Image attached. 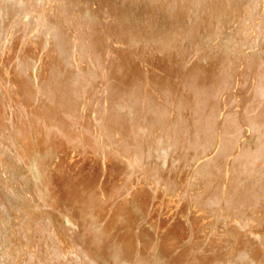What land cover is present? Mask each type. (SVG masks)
Segmentation results:
<instances>
[{
    "label": "bare ground",
    "instance_id": "bare-ground-1",
    "mask_svg": "<svg viewBox=\"0 0 264 264\" xmlns=\"http://www.w3.org/2000/svg\"><path fill=\"white\" fill-rule=\"evenodd\" d=\"M206 1H208V0H206ZM237 2H241V1L237 0ZM246 2H247V5H250L254 9L253 3H251L249 0H246ZM188 3H190V2H188V0H174L173 4L169 8H165V10H166L165 17H167V18L174 17L175 19H177L178 17L184 18L185 15L187 17L188 8H189ZM198 3L199 2H197V5H198ZM214 3H215L214 7L212 6L213 8L212 9L210 8V12L205 17V19L198 20V22L202 21V23H204L203 27L205 30H204L202 39L205 40L204 41L205 44L208 43L209 46L207 45L208 46L207 48H209V50L212 52L213 51L215 52L216 49L221 47V44H220V46L219 45L217 46L215 43L213 44L212 41H216L223 34H225L227 36L225 38L226 43L223 44V46H222L223 49L226 48L225 46H228V45L230 46V44L235 43L237 38L239 37L238 35H237L238 37L236 36L237 29H239L240 26L246 27L245 26L246 24L243 21L252 16V9L247 10L246 13H242L243 15H241L240 17L238 15L239 13H237L238 11L237 12L233 11L234 14H232V16H230L231 18L229 20H232L233 23L236 22L237 23L236 25L238 27L235 28L236 32H234V31L231 32V30L224 28V21L228 20V19H225L221 15V12L224 11V8H228V4L231 2L229 0H216V2H214ZM235 4L236 3H234V5ZM162 6L165 7L163 4H162ZM176 6H180V9L178 11L175 9ZM250 6H249V8H251ZM255 6H256V4H255ZM147 8H148V6H147ZM249 8H246V9H249ZM200 9H201V7H200ZM85 10H86V8H85ZM165 10H163V12ZM80 11L82 13V10H80ZM196 11H194V12L196 13ZM83 12H87V11L83 10ZM90 12H92V11L90 10ZM224 12H226V11H224ZM92 13H94V12H92ZM45 15H47L46 18H48V16H51V14H49V13H45ZM97 15H99V14H97ZM83 16H85V15H83ZM89 16L91 17V15H89ZM89 16H88V18H89ZM195 16L198 18V14ZM99 17L102 18L103 16L99 15ZM49 18H51V17H49ZM226 18H228V17H226ZM119 19L123 20L122 14H121ZM229 20H228V22H229ZM51 21H54L55 26H56V24H58L57 20L52 19ZM262 22L264 23V20H262L261 22L260 21L257 22L258 23V29H259L258 31H260V37L261 38L264 37V32H263L264 29L262 30V28L260 26L262 24ZM190 23L188 22V25ZM243 23L245 25H242ZM50 24H51V22H49V24H47V25L50 26ZM179 24H181V23H179ZM191 25H192V23H191ZM164 26H165V24H164ZM197 26H198V24H197ZM214 26H216L218 28L216 33L214 32V30L211 31L212 27H214ZM147 28L148 27H143V28L138 27L137 28V24H136L134 26V29H131L134 31V32L132 31V33H130L128 30H126V27L122 28V33H120V34L118 33L119 31L118 32L116 31L114 33V38L115 39L119 38L118 41H120V43L122 45L121 47L107 46V47H105V49H101V48L89 49V48L85 47L84 49H82L84 51V55L86 54L88 57H90L92 62L95 64H93V67L90 66L87 69H83V70L82 69L79 70V68H80L79 67L78 71L75 68V66H74V68L76 70L74 68H73L74 70L72 69L74 63H72V62L70 63V66L72 64L71 68H69L70 66L66 67V64L69 63L68 62L69 60H66L67 63H65V59H67L66 57L70 58L74 54L72 52V48H71L72 37L69 36V33H65L64 31L62 32V30H60V31L56 30L55 35L58 38V42L56 43L57 46L56 47L55 46L50 47L47 50V52L44 54L43 59H41L39 61L36 59H30V58L28 59V56L26 55L27 53H25V55H23V56H20V61H19L18 65L14 67L15 69L13 71H12V69H10L7 85H5V86L2 85L3 87L1 86L2 89L5 91V93H2L3 91L1 92V90H0V152H3V154H5V153L9 154L10 152H12V148H13L12 146H14V148H16V151L14 152V154H12V157H13L14 161H17V163L22 168H24L26 170V172L29 176V179H30L29 183L32 184L31 187H33V186L35 187V188H33L34 192H32V193H34L35 197L38 199L39 203L37 206H38V208L41 209V211H37V209L35 207L34 209H36V210L34 211L32 208H30V211L28 213V221L27 220L22 221L19 219H16V220L13 219V221H12L11 220L12 215L10 217L6 215L7 213H8V215H9V213L11 214V212L10 211L7 212V210H6L7 213H5V215L0 216V228L1 227L4 228L3 238L1 241L2 244L9 246L10 242L16 240V238H19L18 236L23 235V234L26 236V234H27L26 232L32 231V230H30L32 228V226H31L32 221L36 222L35 220L39 218L38 216H42L45 218V213H46L45 211L48 212V210H49V212L51 214V219H50V217H48L47 220H46V218L45 219L42 218V220L45 223V224L43 223V225H45L47 227L46 229L48 232L46 231L44 226H43L44 231L42 230L43 228L41 229L43 232H41V231L39 232L36 229L38 234H40V235H42V233L46 234V237L45 236L43 237L44 242L43 241L37 242V243H35L34 246L32 244L31 250H26V251H28L27 253H29V254H26L25 260H23L25 262V264H241L240 259L243 256L242 253H246L245 257H248V261L246 263L243 262L246 259L244 257L245 259L242 261L244 264H264V205L261 206L260 208H253V206H252L253 204H251V202L246 204L248 201L246 202V192H244V188L246 186H250L253 182H252L251 178L249 177L250 175L246 171L247 167H246V164L243 162V160H242V162L244 163V166H242L241 162L235 163L236 156H228L231 149H233L236 146L235 141L238 140V138L236 139L235 137L238 135H236L235 137L233 136L234 138L232 137L234 139V142H235L233 144L234 145L233 146L231 142H229V144L220 142V140L223 141V140H226L227 138L226 139L223 138V140H222L221 139L222 136H221V138L218 136V130H215L217 128L219 129V127L221 128V126H224L222 124L226 121V119H224L225 114H224V116H222L225 121L222 122V119L220 117V119H221L220 123H222V124H221V126L219 125L218 127L216 124L217 122L215 120H214V122H216V123L211 124V126H210L208 120H211V119L206 118L207 119L206 123L209 124L208 125L209 127H212V125L213 126L216 125L215 126L216 128L214 127L215 129H212L210 132H208L209 127H207V132H203L204 136L206 135L205 139L209 135V139L211 140L210 142L215 143V144H213V147H212L213 151L211 153L209 152L206 155V157H204L203 159L200 158L202 162H200L201 163L200 165L199 164L197 165L199 167V173L198 174L195 173L197 175L196 177H198V180L194 181V179L188 178V179L183 181L180 178L184 182V183H181L180 186L176 185V182H173L171 180V177H169L173 173L172 172L171 174H169V172L171 171L170 170L171 165H172L173 161H175L174 159L176 157H178V156L174 157L175 150L176 151L178 150V149L174 150L175 146H173V144H172V142L175 143L174 142L175 140L172 139L173 141L170 142V140L172 138L171 133L174 131L173 127L176 128V126H175L176 124L173 123V119L176 116H174V114L168 116L165 119V122L163 124V129H162V126H161V128H159V125L164 120L161 122H159V120L158 121L153 120V114L152 113H151L152 115L150 113H147L145 120H143L145 117V114H142L144 117H141L140 116L141 114L137 115L139 113L138 111L141 110L139 108H138L139 110H136V107H135L136 101L134 102V100L136 99L135 94H138L137 93L138 91H136V89H137L136 85H138V84L134 83V81H135L134 79H136L138 81V79H137L138 76H137V78H135L136 77L135 73H137L136 69L138 67H140L142 69V72L144 74L143 79L141 76H139V77H141L142 82H143V87H142L143 92L139 93L142 96V97L139 96V98L141 99V102H142V108H144V106H145V96H146L148 88H149L147 80H146V78H147L146 77L147 67L145 65H143L139 61V58H138L139 57L138 54H139L141 48L144 47V45H150L151 46L150 49H153V51H154V49L159 50L160 48H162V49L168 48V49H170L169 50L170 52L172 51L177 56H179V57L182 56V58H183L184 55L188 56L189 52H190V54L193 55L191 50L196 49L199 45L197 43L194 45H187L186 44L187 42L185 43V41L182 40L183 38L176 40L177 36H178V38H180L182 36V32H184L185 29L180 28L176 32L174 27L173 28L171 27L172 29L170 31H168V32L166 31V36H164V34H163L165 32V31H163V29H157V30L154 29L155 31H153L151 34V36L153 37V42H151L152 40H150V36L148 35V29ZM190 29H189V31H190ZM193 34L198 35L199 31L198 30H195V31L192 30V32H190V35H193ZM132 35L133 36L135 35V37H133ZM254 36H256V33L254 34ZM256 37H258V36H256ZM188 39L190 41V38H188ZM240 39H239V42H240ZM115 42H117V40ZM149 42H151V43H149ZM202 42H203V40H202ZM210 42H212V45H210ZM217 43H219V42H217ZM254 43H256V42H254ZM260 43H261V41H260ZM116 44H118V42L115 43V45ZM246 45H248V44L246 43ZM255 45H253V46H255ZM263 45H264V43H263ZM185 46H186V48H185ZM248 47L249 46H247V48ZM234 49H235V47H234ZM234 49H233V51H234ZM156 50H155V52H156ZM199 50L201 51V49H199ZM205 50H206V48H205ZM207 50L203 53L201 52V54H200V52H199V54L197 53V56L200 59L201 58L208 59L209 57H211V55L214 52L210 54L209 51H207ZM231 50H232V48H231ZM196 51H198V50H196ZM203 51H204V48H203ZM218 51H219V53L221 52V54H222L221 50H218ZM233 51H231V52H233ZM193 52H194V50H193ZM165 53H167V52H165ZM228 53H227V55H228ZM236 53L238 54V52H236ZM236 53L234 56H236ZM168 54H169V52H168ZM168 54H166V55H168ZM225 54L226 53L223 52V55H225ZM152 55H154V54H152ZM166 55H164V57ZM217 55H218V53H217ZM230 55L232 56V53ZM251 55H253V54H251ZM231 56H227V57H230V59H231ZM241 56H240V58H241ZM248 56H243V57L248 58ZM150 57L152 58V56H150ZM158 57H160V56H158ZM168 57H170V56L168 55ZM222 57H224V56H222ZM237 57H239V56H237ZM188 58L191 61V59H190L191 57H188ZM188 58H186V59H188ZM225 58H226V56H225ZM225 58L220 59V60H224ZM152 59H154V57ZM186 59H185V61H186ZM206 59L204 60L205 62H206ZM217 59H218V57H217ZM230 59H228V60H230ZM232 59H231V62L233 63V60L237 59V58L235 57L233 60ZM148 60H149V58H148ZM166 60L170 61L169 58ZM238 60H236V62H238ZM249 60H251V59H249ZM161 61H163V60H161ZM199 61L201 62V60H199ZM214 61H215V59H214ZM241 61H243V59ZM156 62H158V61H156ZM221 62L218 65H221L223 63V62L222 63ZM236 62H234L235 65H236ZM185 63H188V62L186 61ZM195 63H196V61H195ZM226 64H227V62H226ZM178 65H180V64H178ZM188 65L193 66V64H191V63ZM211 65H212V63H211ZM230 65L232 66V64H230ZM237 65H236V68L239 67V66L237 67ZM76 66H77V64H76ZM184 66H185V64H184ZM199 66L204 67L203 63ZM221 66L225 67V64L221 65ZM226 66L229 69V67H228L229 63ZM164 67H166V66H164ZM179 67L182 68L181 66H179ZM211 67H213V66H211ZM176 68H177V66H176ZM221 68L219 67V69H221ZM233 68H235V67L233 66ZM194 69L195 70L197 69V71H198V68H194ZM199 69H200V67H199ZM204 69H205V67H204ZM204 69H203V71H204ZM156 70L157 69H155V71ZM189 70H190V68H189ZM232 70H236V69H232ZM242 70H243V68H242ZM186 71H188V70H186ZM209 71H210V68H209ZM240 71H241V69H240ZM179 72H181V71H179ZM201 72H202V70H201ZM223 72L221 75H223V78H225V75H228V74H225L227 72V70L225 71V73H223ZM231 72H233V71H231ZM235 73H236V71L234 72V74ZM137 74H139V73H137ZM182 74H183V71H182ZM187 74H186V76H189ZM189 74L191 75V72ZM216 74L217 73H215L214 75H216ZM230 74L231 73H229V75ZM237 74H235V75L237 76ZM242 74L243 73L241 72V75ZM201 75L202 74H198V77ZM241 75L239 77L243 78V76H241ZM257 75H259V74H257ZM195 76H197V75H195ZM210 76H212V74H210ZM210 76L208 78H210ZM244 76H246V75L244 74ZM248 76H250V75H248ZM149 77H150V75H149ZM168 77H171V76H168ZM191 77H192V75H191ZM239 77H237V78L239 79ZM152 78H154V77L152 76L151 79ZM203 78H204V76H203ZM181 79H183V78H181ZM215 79H217V77ZM215 79L213 82L218 80V79L217 80H215ZM226 79H227V77H226ZM247 79L248 78L246 77V80ZM262 79L263 78H261V80ZM177 80H178V78H177ZM201 80H202V78H201ZM246 80L244 82L247 83V81H249V80H247V81ZM197 81H200V80H197ZM258 81L256 82V84L260 82V81L259 82ZM170 82H172V81H169V83ZM186 82H188V81H186ZM226 82L227 81H225V83ZM71 83L73 85L75 84V86H72ZM158 83H161V82L157 81V84ZM189 83H190V81H189ZM208 83H209V81L206 84H208ZM215 83L219 84V82H215ZM241 83H242V81H241ZM214 84L213 85L211 84V85L214 86ZM222 84H223V82H222ZM178 85L182 86L180 84H178ZM192 85H194V84H192ZM219 85H221V83ZM248 85H250V84H248ZM71 86L76 87L75 88V90L77 89L76 93H75L76 96H79L78 97L79 99L83 98V103H82V101H80L82 105L78 104V102H77L78 98L75 97V94L73 97H75L77 100L76 101L74 100L73 104L70 100V103H69L68 100L72 97V96L68 97V95H71L70 94L71 93L70 92ZM205 86L206 85L204 83V87ZM230 86H231V84H230ZM172 87H174V86H172ZM193 87L197 88V86H193ZM238 87H239V85H238ZM246 87H248V86H246ZM208 88H207V91L210 90ZM224 88H227V86L223 87L222 89H224ZM250 88H252V86H250ZM253 88H254V86H253ZM257 88L259 89V87H257ZM257 88H254V89H257ZM181 89L183 90V86H182V88H180V90ZM187 89H188V87H187ZM198 89H200V86L198 87ZM204 89H203V91H204ZM90 90L93 91V93L91 92L89 95L88 92H90ZM190 90H189V92H190ZM200 90H202V89H200ZM200 90H198V91H200ZM216 90H214V88H213L214 92ZM221 90L219 91V88H218L217 91L221 92ZM241 90L243 92L244 89L241 88ZM94 91L95 92L98 91L96 93V96H95L96 99H92ZM172 91H173V89H172ZM177 91H179V90H177ZM213 91H211V92H213ZM244 91L246 92V90H244ZM73 92H75V91H73ZM168 92H170V90ZM185 92H184L183 96H186ZM245 92H243V93L245 94ZM247 92H248V90H247ZM253 92H257V91H253ZM151 93H153V92H151ZM179 93L181 95L180 91H179ZM190 93L192 94V92H190ZM239 93H240V91H239ZM182 94H183V91H182ZM194 94H195V92H194ZM219 94H221V93H219ZM249 94H251V92ZM159 95H161V93ZM180 95H179V98H180ZM196 95L198 96V93ZM200 95H202V93H200ZM208 95H209V92L207 93V95H204V96L209 97L211 94L209 96ZM229 95H230V93H229ZM256 95H257V93H256ZM259 95H261V97H262V94H259ZM158 97H160V96H158ZM214 97H216L215 94L213 95L212 99H215V101L217 102L219 99H216ZM245 97L243 95L244 99H245ZM263 97H264V95H263ZM67 98H68V100H66ZM162 98H163V96H161V99ZM194 98H193L192 102L194 101ZM196 98H198V97H196ZM222 98H223V96H222ZM235 98H237V97H235ZM250 98H249V100H250ZM190 100H191V97H190L189 101ZM233 100H234V98H233ZM247 100L248 99L246 98L245 101L247 102ZM157 101H159V100H157ZM176 101H179V100H176ZM199 101H200V99H199ZM206 101H208V100H206ZM215 101L213 103H215ZM226 101H224V103ZM257 101H259V100H257ZM257 101H254V102L257 103ZM5 102H9L12 106L16 105L19 108L18 110L22 113L23 116L22 117L20 116V118H19V116H18L19 114L16 113V116L8 117L7 114H4V111L6 110V108H4V106L1 103H5ZM75 102L77 103L76 106L74 105ZM221 102H223V100ZM262 102H263V100H262ZM200 103L201 104H199V102H198L199 106L202 105V102H200ZM213 103H212V108H214ZM251 103H253V102H251ZM260 103L261 102L259 101V104ZM134 104H135V106H134ZM182 104H185V103H182ZM204 104L206 105V103H204ZM204 104H203V106H204ZM245 104H243L244 107H245ZM165 105H166V103H165ZM176 105H177V103H176ZM209 105L211 106V104H209ZM221 105H222V103H221ZM257 105L258 104H256V106ZM203 106H200V108H202ZM223 106L224 105H222L221 107H223ZM238 106H240V105L238 104ZM179 107H177L178 111H177V108L175 109L177 112H179V109H181ZM221 107L216 106V108H221ZM257 107L260 108L261 106L259 107V105H258ZM165 108H166V106H165ZM174 108H175V106H174ZM207 108H209V106ZM242 108H241V110H242ZM188 109L190 110V107ZM193 109H194V107H193ZM233 109H239V108H233ZM155 110H157V109L155 108ZM215 110H217V109H215ZM220 110H217V111L219 112ZM244 110H245V108H244ZM206 111H209V109ZM229 111H227V112H229ZM26 112H27V114L31 115V117H28L29 118L28 123H32V125H33V128L30 130H29L28 126L26 127V124H24L25 119H26V117L24 118V115ZM89 112L90 113L92 112L90 114L91 116L93 114V116L91 118L92 120H89V117H88ZM128 112H130V115H127ZM170 112H171V110H170ZM177 112H176V114H177ZM187 112H189V111L187 110ZM193 112H194V110H193ZM230 112H232V114H230V115H234V114H235V116L238 115L237 112L234 113L233 110ZM246 112L248 114V111H246ZM246 112H245V114L240 113V115H244L246 117ZM258 112H260V111L258 110ZM182 113H184V112H182ZM185 113H184V115H185ZM215 113H216V115H218L217 112H215ZM148 114L150 116H148ZM200 114H201V112H200ZM202 114H203V111H202ZM202 114L200 115L201 119L202 118L204 119V117H207L206 116L207 113L205 114V116L203 115V117H202ZM156 115H157V113H156ZM222 115H223V113H222ZM230 115H228V121H229V117H231ZM197 116H199V113L197 114ZM214 116H215V114H214ZM252 116H251V118H252ZM125 117L127 118L126 122H128V120H131V125H132L131 129H128L129 126H127V123H123V122H125L124 121ZM128 117H129V119H128ZM164 117H165V115H164ZM192 117H194V116H192ZM192 117L187 114L183 118L184 123H185V125H184L185 127H186V125L188 126V128H192V127L196 126V123L198 120L197 121L195 120L196 123H195V125L193 124L194 126L189 127L190 124H192ZM245 117H243L244 118L243 120H245ZM239 118H241V117H239ZM198 119H200V118H198ZM218 119H219V115H218ZM236 119H237V121L239 120L238 117ZM151 120H153V121H151ZM235 120H232V121L237 122ZM243 120L240 119V122L238 121L237 124L239 123V124H241L242 127L247 128L246 129L247 133H245V134H248V137H250V138L254 137V135H255L254 133H257V132H255V130H254V133H253V129L251 127L256 125V123L254 125H250L251 127L249 129V127L247 126V124H249V122L246 124L243 122L244 123L243 124L242 123ZM253 120L254 119L252 118L251 121L253 122ZM175 121H176V119L174 120V122ZM232 121H230V123ZM257 121H258V119H257ZM263 121H264V119L262 120V123H263ZM71 122H75V124L74 123L72 124ZM234 122H232V123H234ZM179 123H181V122H179ZM179 123H178V125H179ZM198 123H200V122H198ZM201 123L203 124V122H201ZM210 123H211V121H210ZM258 124H260V122ZM199 125H198V128H199ZM232 125L230 124L231 127H232ZM230 126H229V129H227V130L231 129ZM93 127L98 128L97 131H99L100 135L98 132L93 133L94 132L93 130H95ZM233 127L235 128V126H233ZM237 127H238V125H237ZM260 127H258V129ZM92 128H93V130H92ZM180 128H181V126H180ZM160 129H162V130H160ZM201 129L203 131V127ZM236 129H234V130H236ZM238 129H240V128L238 127ZM191 130H190V132H191ZM220 130H223V129H220ZM28 131H30V132H28ZM78 131H80L79 134H78ZM183 131L182 132L180 131L181 135H182ZM186 131H188V130H186ZM230 131H233V130H230ZM177 132H179V131H177ZM222 132H224V130ZM187 133L185 132V134H187ZM194 133L199 134L197 131ZM194 133L192 131V135L195 137ZM207 133H209V134H207ZM226 133H228V131ZM231 133L232 132H230V134ZM234 133L237 134V130H236V132L234 131ZM189 134H191V133H189ZM172 135L174 138V134H172ZM199 135H197V136H199ZM221 135H223V133ZM227 135L228 134H226L225 136L227 137ZM231 135H233V133ZM258 135L259 134H257V136ZM78 136H80V137H78ZM181 137L179 136V138H181ZM201 137L203 138V140L202 141L200 140V141H201V143H203L204 137L200 136V138ZM239 137L244 138L243 136H241V134ZM259 137H257V138H259ZM263 137H264V135H263ZM263 137L261 136V139ZM193 138H192V140H195ZM261 139H259V141ZM228 140H229V138H228ZM250 140L253 141V139H250ZM97 141H99V142L97 143ZM177 141L179 142V140H177ZM182 141H183V139H182ZM197 141H199V139L196 140L195 143H197ZM200 141H199V143H200ZM205 141H207V140H205ZM240 141H241V139H240ZM262 141L263 140H261L260 142H262ZM185 142H187V141H185ZM260 142L257 143V145L261 144ZM180 143H178L176 145H179ZM220 143H222L223 146H221ZM244 143L246 144V142H244ZM253 143H256V142L253 141ZM183 144L184 143L182 142V145ZM203 144H205V146H206V143H203ZM99 146L101 148H99ZM161 146H163L164 151L162 149L163 153L159 154L160 151L158 152V150H160ZM183 146H185V145H183ZM183 146H182V148H183ZM200 146H202V144H200ZM211 146H212V144H211ZM239 146L240 145H238V149H239ZM249 146H251V145H249ZM249 146L247 144V147H249ZM255 146H256V144H255ZM219 147H221L220 150L218 149ZM240 147L243 148L242 146H240ZM252 147L253 146H251V148ZM261 147H258V148L256 147V148L259 149ZM190 148H191V150H193V147H189V149ZM201 148L202 147H200V149ZM206 148H208V145L206 146ZM251 148H250V150H251ZM99 149H101V151H102L101 153H99V151H100ZM171 149H172V151H171ZM204 149H205V147H204ZM183 150H185V149H183ZM188 150H187V152H188ZM194 150H195V148H194ZM218 150H219V152L217 153L216 151H218ZM259 150H260L259 152L262 151V149H259ZM23 151L28 152V155L26 157L23 156V153H22ZM146 151L147 152L149 151V154L147 153L149 156L146 155ZM156 151L158 152V154L156 153ZM181 151H180V153L182 155L183 151L182 152ZM234 151H236V150H234ZM194 152H193V154H194ZM204 152H205V150H204ZM204 152L202 153L203 155H204ZM239 152H238V154H240ZM263 152H264V150H263ZM200 153H201V151H200ZM214 153L216 154L215 156H213ZM232 153H235V152H232ZM185 154H187V153H185ZM191 154L189 156H191ZM193 154H192V157L194 156ZM218 154L219 155L222 154V156L219 157ZM246 154H247V152H246ZM248 154H250V153H248ZM258 154L259 153L257 152V155ZM196 155H197V153H196ZM247 155L246 156L242 155V156L247 157ZM250 155H252V154H250ZM257 155L255 154V156H257ZM146 156L153 158L151 161H148V162L149 163L152 162V166H151L152 170L150 169V172H154L155 174L148 173L149 171L147 172L144 169L145 166H143V169H142V166H141V168L139 167L140 161L142 162V164H144L143 159ZM189 156L186 157V159L191 158ZM249 156H248V158H249ZM260 156H262V153ZM182 157L184 160L185 156L182 155ZM196 157H198V156H195L194 158H196ZM194 158H192L193 161L196 160V159L194 160ZM248 158H246V160H248ZM260 158H262V160L264 159L263 157H260ZM260 158H256V159L260 160ZM0 159H1V156H0ZM176 160H179V159H176ZM199 160H196V161H199ZM237 160H240V159H237ZM249 160L254 161L256 163L255 159L252 160V158H249ZM145 161L147 162L146 159H145ZM0 162H1V160H0ZM134 162H135V164L139 163V165L137 166V164H136V167L135 168L133 167L131 169V167H132L131 165L132 164L134 165ZM125 163L130 164L129 165V166H131L130 169L127 170ZM185 163H188L187 160ZM247 163L249 164V161ZM252 163L253 162H251L250 166L252 165ZM1 164H3V163H1ZM180 165H182V164H180ZM191 165H192V162H191ZM253 165H256V164H253ZM183 166H184V164H183ZM188 166H189V164H188ZM219 166L225 167L226 172L221 173V170L223 167L220 168ZM147 167H150V166H147ZM173 167H174V165H173ZM180 167H182V166H179V168ZM191 167H193V166H190V168ZM217 168H219L220 172L218 171L219 172L218 175H215ZM252 168H254V166ZM173 170L175 171V168ZM188 170H189V168H188ZM196 170H197V168H196ZM140 171H142L141 175L138 174ZM179 171L181 172V170H179ZM187 171L185 173H187ZM191 171H190V173H191ZM243 171H244V173L240 174ZM225 174H227V176H228L227 177L228 183L227 182L225 183L227 186L223 185L225 179L224 178H223V180L221 179V176H224ZM173 175H174V173H173ZM180 175L178 173V176H180ZM186 176L187 175L185 174V177ZM188 176H189V173H188ZM175 177L173 178V180H175ZM179 180H175V181H179ZM220 181L223 182L222 185L225 188L219 187L218 184L220 183ZM222 185H220V186H222ZM26 186H28V185H26ZM156 189H157V191H156ZM159 190L160 191L162 190L163 192H166V193H168L169 196H171L170 202L172 201V199H174L173 203L175 204V206H174V204H173V206L176 209L175 211L177 212V213L176 212H174V213H176L177 216L180 215L179 217H181V218L178 217V221L175 223L170 221L171 223H174V225H172L171 227L166 226L168 228V230L166 228L167 232L163 233V235L161 232V227H163L162 225H164V229H165V225H168L167 223L169 221H167V220H166L167 222L164 221L165 217L163 218V215L161 213L162 210L161 211L158 210L159 208L157 209L156 206L153 205V199L155 198V193L156 192L158 193ZM230 191H232V192H230ZM233 192H234V196H233ZM226 193H228L230 195L232 194L231 196H233V197L229 196V198H227V196L225 195ZM158 195L160 196L159 193H158ZM168 195H165V196H168ZM169 196H168V198H169ZM187 196H188V199L186 198ZM6 198L7 199H4V200H6L7 202L8 201L13 202V200L16 197L14 195L13 196L7 195ZM159 199L160 198H157L156 200H159ZM162 200H163V198H162ZM164 200L166 202V198ZM57 201H60V203L62 205L61 207H63V209L65 210V212L68 216L65 215V217H63V216L61 217V215H59V214H62L61 213L62 210L58 211V213H57V209L59 210V208H61V207H59V208L57 207L59 205L57 203ZM24 202L26 203L25 200H24ZM155 202L157 204L159 203L157 201H155ZM160 202H161V204L160 203L159 204L161 206L163 204H165V203H162V201H160ZM167 202L170 203L169 201H167ZM2 203L4 204L3 201H2ZM13 205H15V202L13 203ZM5 206H8V205H5ZM10 206H9V208H11ZM1 207H2V205H1ZM157 207H159V205ZM4 208H6V207L3 206L2 210ZM51 209H52V211H51ZM162 209H163V207H162ZM167 209H169V208L167 207ZM173 209L170 208V210H172V211H173ZM164 210H165V208H164ZM167 211L168 210H166L165 212H167ZM43 212H44V215H43ZM168 215H169V213H168ZM170 215H171V213H170ZM177 216H176V218H177ZM221 216H222V218H221ZM171 218L172 217L170 216V219L168 218V220H172ZM176 218H175V221L177 220ZM214 220L215 221L218 220V221L215 222ZM243 227H244V229H243ZM24 231L26 234L24 233ZM23 238H25V237H23ZM26 239H27V236H26ZM28 239H29V237H28ZM25 240H24V242H25ZM26 241H28V240H26ZM34 241H35V239H34ZM14 242H19V241L17 240ZM21 242H19V243H21ZM22 244H26V242L22 243ZM27 244L29 245V243H27ZM20 247H22V246H20ZM27 247H23V248H27ZM6 248H8V247H5V249ZM13 250H14V247H13ZM11 251H12V249H11ZM15 251H17V250L15 249ZM15 251H14V253H16ZM21 255H23V254H21ZM10 256L12 257L11 259H13L12 261L14 262V263L11 262L12 264H18L19 263V260H17V259L15 260V257H16L15 254H13V255L10 254ZM16 258H20V257H16ZM7 262L9 263V261H7Z\"/></svg>",
    "mask_w": 264,
    "mask_h": 264
},
{
    "label": "rangeland",
    "instance_id": "rangeland-1",
    "mask_svg": "<svg viewBox=\"0 0 264 264\" xmlns=\"http://www.w3.org/2000/svg\"><path fill=\"white\" fill-rule=\"evenodd\" d=\"M173 1L174 0H0V90H1V92L2 93H5V91L2 89V87L3 86H5V85H7V81H8V78H9V72H10V69H12V71L15 69L14 67L15 66H17L18 65V63H19V61H20V56H23V55H25V53H27L26 55L28 56V59L30 58V59H36V60H41V59H43V56H44V54L47 52V50L50 48V47H52V46H57V42H58V38L56 37V35H55V32H56V30L57 31H60V30H62V32L64 31L65 33H69V36H71L72 37V41H71V48H72V52L74 53L73 54V56L72 57H66L67 59H65V63H67L66 62V60H69L68 62V64H66V67L67 66H70V63L72 62V63H74L73 64V67H72V64H71V66L69 67V68H71L72 67V69L74 68V66H75V68L77 69V71H78V68H79V70H83V69H87L88 67H93V64H95V63H93L92 62V60L90 59V57H88L86 54V56L84 55V51L82 50V49H84L85 47H87V48H89V49H91V48H101V49H105V47H107V46H111V47H113V46H117V47H121L122 45H121V43H120V41H118L119 40V38H117V39H115L114 38V33L117 31H119L118 33L120 34V33H122V28H125L126 27V30H128L130 33H132V31L133 30H131V29H134V26L137 24V28L138 27H140V28H143V27H148L147 29H148V35L150 36V40H152L151 42H153V37L151 36V34H152V32L153 31H155L154 29H163V31H165L163 34H164V36H166V31L168 32V31H170L173 27H174V29L176 30V32L178 31V29H180V28H183V29H185L184 30V32H182V36L180 37V38H178V36L176 37V40H178V39H181V38H183L182 40H184L185 41V43L187 44V45H194V44H199L198 45V49L196 48V49H193L194 50V52H193V50H191V52L193 53V55L192 54H190V52L188 53L189 55L187 56V55H184L183 56V58H182V56L181 57H179V56H177L176 54H174L172 51L170 52L169 50L170 49H168V48H164V49H162V48H160L159 50L161 51H159V50H156V49H154V51H153V49H150L151 48V46L150 45H144V47H142L141 48V50H140V52H139V54H138V58H139V61L143 64V65H145L146 67H147V74H146V80H147V83H148V86H149V88H148V91H147V94H146V96H145V106H144V108H142V102H141V99L139 98V96H141V94H139L140 92H143V82H142V79H143V72H142V69L140 68V67H138L137 69H136V72L137 73H139V74H137V73H135V78H137V76H138V81L136 80V79H134L135 81H134V83H136V84H138V85H136V91H138L137 93L138 94H135L136 96V99L134 100V102L136 101V106H135V104H134V106L136 107V110H139V109H141L140 111H136L138 114L137 115H140L141 117H144L142 114H145V117H144V119L143 120H145V118H146V115H147V113H152L153 114V120H159V122H161V121H163V122H161V124L159 125V128H161V126H162V129H163V124H164V122H165V119L168 117V116H170V115H172V114H174V116H176V117H174V119H173V123L174 124H176L175 126H176V128L175 127H173L174 128V133L172 132L171 133V136H172V138H171V140H170V142H172L173 140L172 139H174L175 141V143H173L172 142V144H173V146H175L174 147V150L175 149H178L177 151L175 150V152H174V157H176V156H178V157H176L174 160L177 162H175V161H173V163H172V165H171V168L173 167V165H174V167L171 169L170 168V172H169V174H171L172 172L174 173V175H173V173L171 174V176H169V177H171V180L173 181V182H176V185H178V186H180V184L181 183H184L183 181L184 180H186V179H188V178H191V179H194V181H196V180H198V177H196L197 175L196 174H198L199 173V167L197 166L198 164L200 165L201 163L200 162H202L201 161V159H203L204 157H206V155L210 152H212L213 151V149H212V147H213V144H215L214 142H210L211 140L209 139V135L206 137V139H205V136H204V133L203 132H207V127H209L208 125L210 124V126H211V124H215L216 122V124H217V127L220 125L221 126V124L222 123H220L221 122V119H222V122H224L225 120L224 119H226V121L222 124V125H224V126H221V128L219 127V129L217 128V129H215L216 127V125H212V127H209V129H208V132H210L212 129H215V130H218V136L221 138V136H222V140H223V138H227L226 140L228 141H226V140H223V141H221L220 140V142H223V143H226V144H229V142H231L232 143V145L236 142V148L234 147L233 149H231V151L229 152V154H228V156H236V158L237 159H240V160H237L236 158H235V163H239V162H241V164H242V166H244V163L246 164V167H247V172H248V174L250 175L249 177L251 178V180H252V184L250 185V186H246L245 188H244V192H246V204H248L249 202H251V204H253L252 206H253V208H260L261 206H263L264 205V159L262 160V158H260V157H263L264 158V152H263V150H264V137H263V135H264V121H263V123H262V120L264 119V97H263V95H264V45H263V43H264V37H260V31H258L259 29H258V23L257 22H261L262 20H264V0H249L251 3H253V7H254V9L250 6V5H247V2H246V0H238V1H241V2H237V0H229L231 3H229L228 4V8H224V11H226V12H221V15H222V17H224L225 19H230L231 17L230 16H232V14H234L233 13V11H235V12H237V13H239L238 15H239V17L241 16V15H243L242 13H246L247 12V10H250V9H252V16L250 17V18H247V19H245L243 22L246 24H242V25H245L246 27H244V26H240L239 27V29H237V34H236V36L240 39V42H239V39L237 38V40H236V42L235 43H233V44H230V46L228 45V46H225L226 48H224L223 49V44H225L226 43V35L225 34H223V35H221L220 36V38H218L216 41L217 42H219V43H217L216 41H212L213 42V44L215 43L217 46L219 45L220 46V44H221V47H219L218 49H216L215 50V52L213 53L212 51H210L209 50V48H207L209 45H208V43L207 44H205V40L204 39H202L203 38V33H204V27H203V25H204V23H202V21H199L198 22V20H201V19H205V17L209 14V12H210V8L212 9L213 7H214V5H215V3L214 2H216V0H208V1H206V0H188V2H190V3H188V5H189V8H188V13H187V17H186V15L184 16V18L183 17H178L177 19H175L174 17H169V18H167V17H165V14H166V10H165V8H169L172 4H173ZM195 3H194V2ZM206 1V2H205ZM235 1V2H234ZM150 2V3H149ZM197 2H199L198 3V5H197ZM204 2V3H203ZM257 2V3H256ZM158 3V4H157ZM192 3V4H191ZM206 3V4H205ZM234 3H236L235 5H234ZM157 4V5H156ZM162 4L165 6V7H163L162 6ZM209 4V5H208ZM255 4H256V6H255ZM260 4V5H259ZM200 5V6H199ZM202 5V6H201ZM207 5V6H206ZM230 5V6H229ZM86 8V10H85V8ZM147 6H148V8H147ZM152 6V7H151ZM192 6V7H191ZM213 6V7H212ZM249 6L251 7V8H249ZM145 7V8H144ZM198 7V8H197ZM200 7H201V9H200ZM203 7V8H202ZM238 7V8H237ZM241 7V8H240ZM246 8H249V9H246ZM262 8V9H261ZM158 9V10H157ZM165 10L164 12H163V10ZM177 11L180 9V6H176V8H175ZM195 9V10H194ZM199 9V10H198ZM231 9V10H230ZM237 9V10H236ZM80 10H82V13H81V11ZM83 10L84 11H87V12H83ZM90 10L92 11V12H94V13H92V12H90ZM193 10V11H192ZM197 10V11H196ZM229 10V11H228ZM105 11V12H104ZM157 11V12H156ZM194 11H196V13L194 12ZM90 12V13H89ZM45 13H49V14H51V16H48V18L49 17H51V18H46L47 17V15H45ZM88 13V14H87ZM92 13V14H91ZM190 13V14H189ZM193 13V14H192ZM195 13V14H194ZM229 13V14H228ZM95 14V15H94ZM97 14H99L100 16H103L102 18H100L99 17V15H97ZM121 14H122V16H123V20H120L119 18H120V16H121ZM198 14V18L195 16V15H197ZM83 15H85V16H83ZM89 15H91V17L89 16ZM94 15V16H93ZM189 15V16H188ZM229 15V16H228ZM88 16H89V18H88ZM119 16V17H118ZM140 16V17H139ZM228 17V18H226V17ZM85 17V18H84ZM188 20H187V19ZM52 19H54V20H57V23L58 24H56V26H55V23H54V21H51ZM88 19V20H87ZM258 19V20H257ZM261 19V20H260ZM154 20V21H153ZM177 20V21H176ZM228 20H225L224 21V28L226 29H228V30H231V32H236V30H235V28L236 27H238L236 24V22H232V20H229V22H228ZM122 21V22H121ZM161 21V22H160ZM196 21V22H195ZM49 22H51V24H50V26L49 25H47V24H49ZM183 22V23H182ZM188 22L190 23H192V25H191V23L188 25ZM198 22V23H197ZM135 25H134V24ZM161 23V24H160ZM163 23V24H162ZM179 23H181V24H179ZM200 23V24H199ZM164 24H165V26H164ZM168 24V25H167ZM172 24V25H171ZM197 24H198V26H197ZM207 24V23H206ZM54 25V26H53ZM158 25V26H157ZM264 25V23L262 22V24L260 25L261 26V28H262V30L264 29L263 26ZM163 26V27H162ZM168 26V27H167ZM256 26V27H255ZM128 27V28H127ZM172 27V28H171ZM178 27V28H177ZM244 27V28H243ZM177 28V29H176ZM191 28V29H190ZM196 28V29H195ZM199 28V29H198ZM214 28V29H213ZM169 29V30H168ZM189 29H190V31H189ZM242 29V30H241ZM250 31H249V30ZM131 30V31H130ZM192 30L193 31H195V30H198L199 31V34L197 35V34H193V35H190V32H192ZM214 30V32L216 33V31L218 30V28L216 27V26H214V27H212V29H211V31H213ZM246 30V31H245ZM253 30V31H252ZM134 32V31H133ZM248 32V33H247ZM263 32H264V30H263ZM256 33V36H258V37H256V36H254V34ZM253 34V35H252ZM259 34V35H258ZM137 35V34H136ZM133 36V35H132ZM133 37H135V35L133 36ZM254 37V38H253ZM166 38V37H165ZM188 38H190V41H189V39ZM134 39V38H133ZM187 39V40H186ZM203 40V42H202V40ZM262 39V40H261ZM117 40V42H118V44H116L115 45V43H117V42H115ZM221 40V41H220ZM223 40V41H222ZM183 41V42H184ZM192 41V42H191ZM260 41H261V43H260ZM151 42H149V43H151ZM212 42H210V45H212ZM221 42V43H220ZM223 42V43H222ZM250 42V43H249ZM254 42H256V43H254ZM184 43V44H185ZM204 43V44H203ZM246 43L248 44V45H246ZM236 46H235V45ZM256 44V45H255ZM120 45V46H119ZM206 45V46H205ZM208 45V46H207ZM245 45V46H244ZM253 45H255V46H253ZM258 45V46H257ZM261 45V46H260ZM125 46V45H124ZM233 46V47H232ZM247 46H249L248 48H247ZM252 48H251V47ZM147 47V48H146ZM202 47V48H201ZM228 47V48H227ZM230 47V48H229ZM234 47H235V49H234ZM246 47V48H245ZM185 48H186V46H185ZM191 48V47H190ZM189 48V49H190ZM203 48H204V51H203ZM205 48H206V50L207 51H209V53L211 54V53H213L212 55H211V57H209L208 59H206V58H199L198 56H197V53L199 54V52H200V54H201V52L203 53V52H205L206 50H205ZM222 48V49H221ZM231 48H232V50H231ZM240 48V49H239ZM259 48V49H258ZM199 49H201V51L199 50ZM212 49V48H211ZM227 49V50H226ZM233 49H234V51H233ZM255 49V50H254ZM143 50V51H142ZM146 50V51H145ZM155 50H156V52H155ZM196 50H198V51H196ZM218 50H221L222 51V54H221V52L219 53V51ZM230 50V51H229ZM239 50V51H238ZM241 50V51H240ZM145 51V52H144ZM196 51V52H195ZM218 51V52H217ZM227 51V52H226ZM231 51H233V52H231ZM260 51V52H259ZM144 52V53H143ZM163 52V53H162ZM165 52H167V53H165ZM168 52H169V54H168ZM218 53V55H217V53ZM223 52L224 53H226L225 55H223ZM231 52L232 53V56L229 54V53ZM236 52H238V54L236 53ZM242 54H241V53ZM146 53V54H145ZM161 55H160V54ZM165 53V54H164ZM216 53V54H215ZM227 53H228V55H227ZM234 53V54H233ZM235 53H236V56H234L235 55ZM152 54H154V55H152ZM166 54H168L170 57H168V55H166ZM220 54V55H219ZM250 54V55H249ZM251 54H253V55H251ZM256 54V55H255ZM142 57H141V56ZM160 56V57H158V56ZM164 55H166L165 57H164ZM175 55V56H174ZM195 55V56H194ZM216 55V56H215ZM242 55V56H241ZM249 55V56H248ZM150 56H152V58L154 57V59H152ZM193 56V57H192ZM222 56H224V57H222ZM225 56H226V58H225ZM227 56H231V59L233 58H237V59H232L233 60V63L231 62V59H230V57H227ZM234 56V57H233ZM237 56H239V57H237ZM240 56H241V58H240ZM243 56H248V58L246 57H243ZM88 57V58H87ZM176 57V58H175ZM188 57H191L190 59H191V61L189 60V58ZM198 57V58H197ZM214 57V58H213ZM217 57H218V59H217ZM243 57V58H242ZM72 58V59H71ZM105 58V57H104ZM148 58H149V60H148ZM165 58V59H164ZM169 58V60L170 61H168V60H166V59H168ZM171 58V59H170ZM186 58H188V59H186ZM193 58V59H192ZM212 58V59H211ZM223 58H225L224 60H220V59H223ZM245 58V59H244ZM258 58V59H257ZM144 59V60H143ZM177 59V60H176ZM185 59H186V61L188 62V63H185L186 61H185ZM203 59V60H202ZM206 59V62L204 61ZM214 59H215V61H214ZM228 59H230V60H228ZM239 59V60H238ZM243 59V61H241ZM249 59H251V60H249ZM72 60V61H71ZM75 60V61H74ZM148 60V61H147ZM161 60H163V61H161ZM166 60V61H165ZM198 60V61H197ZM199 60H201V62L199 61ZM209 62H208V61ZM212 60V61H211ZM217 60V61H216ZM228 60V61H227ZM236 60H238V62H236ZM245 60V61H244ZM254 60V61H253ZM90 61V62H89ZM156 61H158V62H156ZM175 63H174V62ZM178 61V62H177ZM185 61V62H184ZM190 61V62H189ZM195 61H196V63H195ZM225 64V67L223 66H221V65H224L222 62ZM227 62V64H226V62ZM241 61V62H240ZM248 61V62H247ZM76 62V63H75ZM149 62V63H148ZM200 62V63H199ZM215 62V63H214ZM218 62V63H217ZM220 62L222 63L221 65H218V64H220ZM234 62H236V65H237V67L238 68H236V65L234 64ZM241 64H240V63ZM167 63V64H166ZM173 63V64H172ZM193 64V66L192 65H188V64ZM203 63V66L205 67V69H204V67H202V66H199V65H201ZM206 63V64H205ZM211 63H212V65H211ZM228 63H229V69L227 68V66L226 65H228ZM76 64H77V66H76ZM89 64V65H88ZM151 64V65H150ZM170 64V65H169ZM178 64H180V65H178ZM184 64H185V66L187 67H185L184 66ZM187 64V65H186ZM207 66H205V65ZM215 66H214V65ZM230 64H232V66L230 65ZM234 64V65H233ZM240 64V65H239ZM88 65V66H87ZM175 65V66H174ZM210 67H209V66ZM242 65V66H241ZM164 66H166V67H164ZM176 66H177V68H176ZM179 66H181L182 68H180ZM190 66V67H189ZM192 66V67H191ZM211 66H213V67H211ZM233 66L235 67V68H233ZM82 67V68H81ZM164 69H163V68ZM168 67V68H167ZM185 67V68H184ZM190 68V70H189V68ZM199 67H200V69H199ZM219 67L221 68H225L224 70L221 68V69H219ZM232 67V68H231ZM74 68V69H75ZM150 68V69H149ZM153 68V69H152ZM157 69L156 71H155V69ZM180 68V69H179ZM194 68H198V71H197V69L195 70ZM209 68H210V71H209ZM217 68V69H216ZM241 69V71H240V69ZM242 68H243V70H242ZM73 69V70H74ZM75 69V70H76ZM203 69H204V71H203ZM232 69H236V70H232ZM263 69V70H262ZM152 70V71H151ZM166 70V71H165ZM168 70V71H167ZM186 70H188V71H186ZM201 70H202V72H201ZM208 70V71H207ZM216 70V71H215ZM219 72H218V71ZM222 70V71H221ZM227 70V72L225 73V71ZM164 73H163V72ZM176 71V72H175ZM179 71H181V72H179ZM182 71H183V74H182ZM224 71V72H223ZM231 71H233V72H231ZM236 71V73L235 74H237V76L234 74V72ZM163 74H162V73ZM168 74H167V73ZM178 72V73H177ZM186 72V73H185ZM191 72V75H192V77H191V75L189 74ZM193 72V73H192ZM201 72V73H200ZM206 72V73H205ZM209 72V73H208ZM217 73L216 75H214L215 73ZM222 72L223 73H225V74H228V75H225V78H223V75H221L222 74ZM241 72L243 73L242 75H241ZM154 73V74H153ZM166 73V74H165ZM175 75H173V74ZM176 73V74H175ZM188 73V74H187ZM208 73V74H207ZM229 73H231L230 75H229ZM240 73V74H239ZM179 74V75H178ZM181 74V75H180ZM185 74V75H184ZM186 74L187 75H189V76H186ZM198 74H202L201 76H199L198 77ZM204 74V75H203ZM210 74H212V76H210ZM233 74V75H232ZM244 74L246 75V76H244ZM257 74H259V75H257ZM149 75H150V77H149ZM158 75V76H157ZM163 75V76H162ZM179 77H178V76ZM195 75H197V76H195ZM234 77H232V76ZM243 76V78H241V77H239V76ZM248 75H250V76H248ZM139 76H141L142 77V79H141V77H139ZM154 77V78H152L151 79V77ZM161 78H160V77ZM168 76H171V77H168ZM174 76V77H173ZM186 78H185V77ZM203 76H204V78H203ZM210 76V78H208ZM230 76V77H229ZM263 78L262 80H261V78ZM263 76V77H262ZM166 77V78H165ZM183 78V79H181V78ZM206 77V78H205ZM217 77V79H215ZM226 77H227V79H226ZM232 77V78H231ZM237 77H239V79L236 78ZM246 77L248 78L247 80H249V81H247L246 80ZM251 79H250V78ZM159 78V79H158ZM165 78V79H164ZM168 78V79H167ZM171 80H170V79ZM175 78V79H174ZM177 78H178V80H177ZM201 78H202V80H201ZM208 78V79H207ZM212 78V79H211ZM230 78V79H229ZM157 79V80H156ZM200 80V81H197V80ZM214 79L215 80H217V81H215V82H219V84L221 83V85H219L218 83L216 84L215 82H213L214 81ZM234 81H233V80ZM253 79V80H252ZM152 80V81H151ZM156 80V81H155ZM160 80V81H159ZM164 80V81H163ZM174 80V81H173ZM227 81L226 83H225V81ZM237 80V81H236ZM240 80V81H239ZM247 81V83L248 84H250V85H248L246 82H244V81ZM256 80V81H255ZM260 82H259V81ZM137 81V82H136ZM149 81V82H148ZM157 81L158 82H161V83H158L157 84ZM168 81V82H167ZM169 81H172V82H170L169 83ZM178 81V82H177ZM186 81H188V82H186ZM189 81H190V83H189ZM209 81V83L208 84H206L207 82ZM231 81V82H230ZM241 83V81H242V85L239 83V82ZM252 81V82H251ZM259 82V83H257L256 84V82ZM164 82V83H163ZM222 82H223V84H222ZM233 82V83H232ZM245 84H244V83ZM154 83V84H153ZM172 83V84H171ZM180 84V85H182L183 86V90L181 89L180 90V88H182V86H179L178 84ZM198 83V84H197ZM204 83H205V87H204ZM213 85L214 83V86H212L211 84ZM225 83V84H224ZM252 83V84H251ZM261 83V84H260ZM189 84V85H188ZM192 84H194V85H192ZM230 84H231V86H230ZM233 84V85H232ZM247 84V85H246ZM3 85V86H2ZM71 85L72 86H75V84L73 85L72 83H71ZM169 85V86H168ZM238 85H239V87H238ZM242 87H241V86ZM259 85V86H258ZM2 86V87H1ZM71 86V89H70V94L71 95H68V97H70V96H74V94L76 93V90H75V88L76 87H72ZM155 86V87H154ZM166 86V87H165ZM172 86H174V87H172ZM193 86H197V88L196 87H193ZM200 86V89H202V90H200V89H198V87ZM209 88H208V87ZM216 86V87H215ZM227 86V88H224V89H222L223 87H226ZM245 86V87H244ZM246 86H248V87H246ZM250 86H252V88H250ZM253 86H254V88H257V87H259V89L257 88V89H254L253 88ZM164 87V88H163ZM187 87H188V89H187ZM212 87V88H211ZM236 87V88H235ZM244 87V88H243ZM162 88V89H161ZM191 90H190V89ZM196 88V89H195ZM205 88V89H204ZM207 88L208 89H210L209 91H207ZM213 88H214V90H218V88H219V91L221 90V92H218L217 90L214 92L213 91ZM241 88L242 89H244V90H246V92L243 90V92H245V94L242 92V90H241ZM246 88V89H245ZM249 88V89H248ZM172 89H173V91H172ZM187 89V90H186ZM203 89H204V91H203ZM228 89V90H227ZM157 90V91H156ZM170 90V92H168ZM177 90H179L180 92H181V95H180V93H179V91H177ZM189 90H190V92H192V94L189 92ZM198 90H200V91H198ZM207 92H206V91ZM247 90H248V92H247ZM257 91V92H253V91ZM73 91H75V92H73ZM167 91V92H166ZM182 91H183V94H182ZM186 91V92H185ZM211 91H213V92H211ZM227 91V92H226ZM235 91V92H234ZM239 91H240V93H239ZM251 92V94L253 95H251V94H249L250 92ZM262 91V92H261ZM93 93V91H91L90 90V92H88L89 93V95H90V93ZM98 92V91H97ZM97 92H95L94 91V94H93V97H92V99H96V93ZM151 92H153V93H151ZM165 92V93H164ZM184 92L186 93L185 95L186 96H183L184 95ZM194 92H195V94H194ZM209 92V97H207V96H204V95H207V93ZM230 93V95H229V93ZM261 92V93H260ZM157 93V94H156ZM161 93V95H159ZM177 93V94H176ZM198 93V96L196 95ZM200 93H202V95H200ZM218 93V94H217ZM219 93H221V94H219ZM256 93H257V95H256ZM180 95V98H179V95ZM215 94V96L216 97H214V98H216V99H219L217 102L215 101V99H212L213 98V95ZM240 94V95H239ZM259 94H262V97H261V95H259ZM170 95V96H169ZM178 95V96H177ZM191 95V96H190ZM226 95V96H225ZM237 95V96H236ZM243 95H244V97H245V99L243 98ZM158 96H160V97H158ZM161 96H163V98L161 99ZM204 96V97H203ZM220 96V97H219ZM222 96H223V98H222ZM242 96V97H241ZM248 96V97H247ZM256 96V97H255ZM258 96V97H257ZM70 98L69 100H68V98L66 99V100H68L69 101V103H70V100H71V102H72V104L74 103L73 101L75 100H77L75 97H79V96H76V94H75V97H73V98ZM142 97V96H141ZM177 97V98H176ZM187 99H186V98ZM190 97H191V100L189 101V99H190ZM195 97V98H194ZM196 97H198L199 99H200V101H199V99L198 98H196ZM218 97V98H217ZM235 97H237V98H235ZM251 97V98H250ZM261 97V98H260ZM75 98V99H74ZM166 98V99H165ZM173 98V99H172ZM185 98V99H184ZM193 98H194V101L192 102V100H193ZM210 98V99H209ZM226 98V99H225ZM233 98H234V100H233ZM246 98L249 100V98H250V100L248 101L247 100V102L245 101L246 100ZM255 98V99H254ZM156 99V100H155ZM196 99V100H195ZM213 101H212V100ZM223 100V102H221L222 100ZM238 99V100H237ZM157 100H159V101H157ZM176 100H179V101H176ZM206 100H208V101H206ZM210 100V101H209ZM227 100V101H226ZM257 101V100H259L261 103L259 104V101H257V103H255L254 101ZM262 100H263V102H262ZM80 101H82V103H83V98H78V104H80V105H82L81 104V102ZM173 101V102H172ZM185 101V102H184ZM190 103H189V102ZM204 101V102H203ZM206 101V102H205ZM215 101V103H213ZM224 101H226L225 103H224ZM232 101V102H231ZM239 103H238V102ZM80 102V103H79ZM160 102V103H159ZM163 102V103H162ZM198 102H199V104H201L200 102H202V105H200V106H203V104L204 103H206V105L204 104V106L202 107V108H200V106H199V104H198ZM210 102V103H209ZM219 102V103H218ZM251 102H253V103H251ZM86 103V102H85ZM84 103V104H85ZM152 103V104H151ZM165 103H166V105H165ZM176 103H177V105H176ZM182 103H185V104H182ZM187 103V104H186ZM211 104V106L209 105V104ZM212 103H213V107L214 108H212ZM217 103V104H216ZM221 103H222V105H224L223 107H221L222 105H221ZM236 103V104H235ZM241 103V104H240ZM246 103V104H245ZM3 106H4V108H6V110L4 111V114H7V116L8 117H13V116H16V113H18L19 115V118H20V116L22 117L23 115H22V113L18 110L19 108L16 106H12L9 102H5V103H1ZM76 102H75V106H76ZM189 104V105H188ZM196 104V105H195ZM216 104V105H215ZM229 104V105H228ZM235 104V105H234ZM238 104L240 105V106H238ZM243 104H245V107H244V105ZM250 104V105H249ZM252 104V105H251ZM256 104H258L259 105V107L260 108H258L257 106H256ZM149 105V106H148ZM164 105V106H163ZM193 105V106H192ZM195 105V106H194ZM199 107H198V106ZM209 106V108H207L208 106ZM237 105V106H236ZM78 106V105H77ZM165 106H166V108H165ZM174 106H175V108H174ZM180 106V107H179ZM184 106V107H183ZM192 106V107H191ZM216 106H218V107H221V108H216ZM250 106V107H249ZM253 106V107H252ZM177 107H179V108H181V109H179V112H177L178 111V108ZM190 107V110L188 109ZM193 107H194V109H193ZM196 107V108H195ZM205 107V108H204ZM242 108V110H241V108ZM139 108V109H138ZM155 108L157 109V110H155ZM165 108V109H164ZM171 108V109H170ZM177 108V111L175 110ZM205 110H204V109ZM207 108V109H206ZM228 108V109H227ZM233 108H239V109H233ZM244 108H245V110H244ZM248 110H247V109ZM262 108V109H261ZM194 110V112H193V110ZM197 111H196V110ZM203 109V110H202ZM209 109V111H206V110H208ZM213 109V110H212ZM215 109H217V110H220L219 112L221 113H219L217 110H215ZM227 109V110H226ZM234 111V113L235 112H237V114L238 115H236L237 117H238V121L240 122V119H244L243 117H245L244 115H240V113L241 114H245V112L246 111H248V114H247V112H246V117H245V120H243L242 121V123L244 122L245 124L246 123H248L249 122V124H247V126L249 127V129H250V125H254L255 123H256V125H254V126H252L251 128L253 129V133H254V130H255V132H257V133H254L255 135H254V137H252V138H250V137H248V134H245V133H247L246 132V127H242L241 126V124H237V117L235 116V114L234 115H230V114H232V112H230V111H232V110ZM144 110V111H143ZM165 110V111H164ZM168 110V111H167ZM170 110H171V112H170ZM186 110V111H185ZM187 110L189 111V112H187ZM230 110V111H229ZM237 110V111H236ZM258 110L260 111V112H258ZM161 111V112H160ZM192 111V112H191ZM202 111H203V114H202ZM215 111V112H217L218 113V115H219V119H218V115H216V113L213 112ZM227 111H229V112H227ZM262 111V112H261ZM141 112V113H140ZM176 112H177V114H176ZM182 112H186L189 116H194V117H192V124H190V126L189 127H191V126H194L195 125V120L197 121V123H196V128L195 127H192V128H188V126L186 125V127L184 126L185 125V123H184V120H183V118L187 115L186 113H185V115H184V113H182ZM197 112V113H196ZM200 112H201V114H202V117H203V115L205 116V114L207 113V117H204V119L202 120L201 119V114H200ZM205 112V113H204ZM243 112V113H242ZM92 113V112H91ZM90 112L88 113V117H89V120H92L91 118H92V116H93V114H92V116L90 115L91 114ZM156 113H157V115H156ZM161 115H160V114ZM164 113V114H163ZM199 113V116H197V114ZM210 115H209V114ZM222 113H223V115H222ZM262 113V114H261ZM21 114V115H20ZM151 114V115H152ZM167 114V115H166ZM176 114V115H175ZM180 114V115H179ZM214 114H215V116H214ZM224 114H225V116H224ZM250 114V115H249ZM127 115H130V112H128L127 113ZM164 115H165V117H164ZM183 115V116H182ZM227 115V116H226ZM228 115H230L231 117H229V121H228ZM255 117H253V116ZM259 115V116H258ZM6 116V115H5ZM139 116V117H140ZM148 116H150L149 114H148ZM161 116V117H160ZM178 116V117H177ZM182 116V117H181ZM214 116V117H213ZM222 116H224V119H223V117ZM236 118H235V117ZM243 116V117H242ZM251 116H252V118L254 119L253 120V122L251 121L252 120V118H251ZM262 116V117H261ZM26 117V119H25V122H24V124H26V127L28 126V128H29V130L30 129H32L33 128V125H32V123H28V120H29V118L28 117H31V115H29V114H27V112L25 113V115H24V118ZM127 117V116H126ZM125 117V119H124V121L125 122H123V123H127V126H129V128L128 129H131L132 128V125H131V120H128V122H126L127 120V118ZM140 117V118H141ZM181 117V118H180ZM200 118V119H198V118ZM213 117V118H212ZM220 117H221V119H220ZM227 117V118H226ZM239 117H241V118H239ZM160 118V119H159ZM164 118V119H163ZM195 118V119H194ZM197 118V119H196ZM211 119V120H208V122H209V124H207L206 122H207V119ZM215 118V119H214ZM217 118V119H216ZM248 118V119H247ZM128 119H129V117H128ZM176 119V121L174 122V120ZM236 119V120H235ZM257 119H258V121H257ZM260 119V120H259ZM153 120H151V121H153ZM202 120V121H201ZM214 120L216 121V122H214ZM232 120H235V121H237V122H234V121H232ZM256 120V121H255ZM178 121V122H177ZM205 121V122H204ZM210 121H211V123H210ZM214 123H213V122ZM230 121H232V122H234V123H230ZM179 122H181V123H179ZM198 122H200V123H198ZM201 122H203V124L205 125H203ZM229 122V123H228ZM260 122V124H258ZM72 124L74 123L75 124V122H71ZM122 123V124H123ZM178 123H179V125H178ZM219 123V124H218ZM228 123V124H227ZM243 123V124H244ZM194 124V125H193ZM200 124V125H199ZM227 124V125H226ZM230 124L232 125V127L233 126H235V128L233 127H231L230 126ZM238 125V127L240 128V129H238V127H237V125ZM258 124V125H257ZM178 125V126H177ZM198 125H199V128H198ZM202 125V126H201ZM262 125V126H261ZM131 126V127H130ZM180 126H181V128H180ZM229 126L231 127V129L230 130H233V131H230V130H227V129H229ZM245 126V125H244ZM263 128H261V127ZM184 127V128H183ZM203 127V131H202V128ZM206 127V128H205ZM215 127V128H214ZM257 127V128H256ZM258 127H260L259 129H258ZM94 128V127H93ZM93 128H92V130H93ZM237 128V129H236ZM255 128V129H254ZM95 130H93L94 132L93 133H96V132H98L99 133V131H97L98 130V128L97 127H95L94 128ZM162 129H160V130H162ZM180 129V130H179ZM187 133V134H185V132L183 131V130ZM192 129V130H191ZM194 129V130H193ZM206 129V130H205ZM220 129H223L224 130V132H222L223 130H220ZM234 129H236L237 130V134H235L234 133V131L236 132V130H234ZM186 130H188V131H186ZM190 130H191V132H190ZM199 133L200 131L202 132H200L199 134H196V133H194V132H196V131ZM228 131V133H226L227 131ZM257 130V131H256ZM177 131H179V132H177ZM180 131L182 132L183 131V133H182V135L180 134ZM192 131H193V133H194V135H195V137L192 135ZM221 131V132H220ZM226 131V132H225ZM232 132L233 133V135H231L230 134V132ZM239 131V132H238ZM243 131V132H242ZM245 131V132H244ZM28 132H30V131H28ZM217 132V131H216ZM80 133V131H78V134ZM178 133V134H177ZM189 133H191V134H189ZM223 133V135H221ZM164 134V133H163ZM172 134H174V138H173V135ZM176 134V135H175ZM184 134V135H183ZM207 134H209V133H207ZM226 134H228L227 135V137L225 136ZM240 134H241V136H243L244 138H242V137H239L240 136ZM257 134H259L258 136H257ZM262 134V135H261ZM99 135H100V133H99ZM189 135V136H188ZM191 135V136H190ZM197 135H199V136H197ZM236 135H238V136H236ZM179 136L181 137V138H179ZM200 136H203L204 137V141H203V143H206V146L208 145V148H206V146H205V144H203V143H201V141L203 140V138L201 137L200 138ZM237 139L238 138V140H236L235 142H234V137ZM256 136V137H255ZM260 136V137H259ZM261 136L263 137L262 139H261ZM78 137H80V136H78ZM194 137V138H193ZM198 137V138H197ZM233 137V138H232ZM257 137H259V138H257ZM178 138V139H177ZM192 138L193 139H195V140H192ZM197 138V139H196ZM228 138H229V140H228ZM253 139V141L254 142H256V143H253V141L252 140H250V139ZM182 139H183V141H182ZM199 139V141H200V143H199V141H197V143H195L196 142V140H198ZM240 139H241V141H240ZM243 139V140H242ZM258 139V140H257ZM259 139H261V140H263L262 142H260L259 141ZM177 140H179V142L177 141ZM187 141V142H185V141ZM189 140V141H188ZM205 140H207V141H205ZM245 140V141H244ZM192 141V142H191ZM99 141H97V143H98ZM180 143L179 145H176V144H178V143ZM182 142L184 143L183 145H185V146H183L182 145ZM244 142H246V144L244 143ZM261 143V144H258L257 145V143ZM193 143V144H192ZM199 143V144H198ZM212 144V146H211V144ZM243 145H242V144ZM102 144V143H101ZM100 144V145H101ZM175 144V145H174ZM190 146H189V145ZM200 144H202V146H200ZM247 144H248V146L249 145H251V146H253L252 148H251V146H249V147H247ZM254 144V145H253ZM255 144H256V146H255ZM183 146V148H182V146ZM204 145V146H203ZM211 147H210V146ZM220 145L221 146H223V144L222 143H220ZM219 145V146H220ZM238 145H240V146H242L243 148H241L240 146H239V149H238ZM262 147H261V146ZM102 146V145H101ZM177 146V147H176ZM193 147V150H191V148L189 149V147ZM234 146V145H233ZM13 147V148H12ZM11 148H12V152H10L9 154L7 153H5V154H3V152H0L1 154H0V156H1V162H0V216L1 215H5V213H7V212H11V214L9 213V215H8V213L6 214L7 216H11V220L13 221V219H19V220H22V221H28V213H29V211H30V208H32L34 211L37 209V211H41V209L40 208H38V199L35 197V195H34V193H32V192H34V189L33 188H35L34 186L33 187H31L32 186V184H30L29 183V181H30V179H29V176H28V174H27V172H26V170L24 169V168H22L18 163H17V161H14V159H13V157H12V154H14V152L16 151V148H14V146H12ZM165 147V146H164ZM200 147H202L201 149H200ZM204 147H205V149H204ZM258 147H261V148H259V149H262V151L261 152H259L260 150L259 149H257ZM99 148H101L100 146H99ZM183 151H181L180 149ZM194 148H195V150H194ZM197 148V149H196ZM220 148L221 147H219L218 149L220 150ZM250 148H251V150H250ZM162 149H163V151H164V148H163V146H161L160 147V150H158V152L160 151V153L159 154H161V153H163V151H162ZM168 149V148H167ZM183 149H185V150H183ZM189 149V150H188ZM199 149V150H198ZM212 149V150H211ZM247 149V150H246ZM254 151H253V150ZM257 149V150H256ZM100 151H99V153H101L102 151H101V149H99ZM187 150H188V152H187ZM191 150V151H190ZM204 150H205V152H204ZM219 150L218 151H216L217 153L219 152ZM233 150V151H232ZM234 150H236V151H234ZM246 150V151H245ZM171 151H172V149H171ZM180 151L182 152V155L183 156H185L184 157V160H183V157H182V155H181V153H180ZM195 151V152H194ZM200 151H201V153H200ZM240 151V152H239ZM158 152L156 151V153L158 154ZM193 152H194V154H193ZM204 152V155L202 154ZM215 152V153H216ZM232 152H235V153H232ZM238 152L240 153V154H238ZM245 152V153H244ZM246 152H247V154L248 153H250V154H252V155H250V154H246ZM257 152L259 153L258 155H257ZM23 153V156H27L28 155V152L27 151H23L22 152ZM149 154V151L147 152L146 151V155H148ZM185 153H187V154H185ZM194 155L193 157H192V154ZM196 153H197V155H196ZM214 153V155L213 156H215L216 154ZM222 153V152H221ZM244 153V154H243ZM261 153H262V156H260L261 155ZM144 154V153H143ZM142 154V155H143ZM156 154V155H157ZM181 156H180V155ZM191 154V156H189ZM224 154V153H223ZM235 154V155H234ZM237 154V155H236ZM255 154L257 155V156H255ZM145 155V154H144ZM191 157V158H188V159H186V157ZM203 155V156H202ZM219 155V154H218ZM241 155V156H240ZM242 155H244V156H246L247 155V157H244V156H242ZM250 155V156H249ZM254 155V156H253ZM149 156V155H148ZM151 156V155H150ZM159 156V155H158ZM195 156H198V157H196V158H194ZM220 156H222V154L221 155H219V157ZM248 156H249V158H252V160H256V163L254 162V161H250L249 160V158H248ZM147 157V156H146ZM144 158L143 160L145 161V159L147 160V162L145 163L144 161H143V163L144 164H142V162L140 161V165H139V163L137 164V166L139 165V167L141 168V166H142V169H143V166H145L144 167V169L148 172V173H151V174H155L154 172H150V169H151V166H152V162H148V161H151L153 158L151 157H147V158ZM260 158V160L259 159H256V158ZM15 158V157H14ZM150 158V159H149ZM192 158H194V160L196 159V160H199L200 158V160L199 161H193L192 160ZM246 158H248V160H246ZM254 158V159H253ZM176 159H179V160H176ZM191 161H190V160ZM207 159V158H206ZM186 160H187V162L188 163H185L186 162ZM242 160H243V162H242ZM258 160V161H257ZM179 161V162H178ZM181 161V162H180ZM185 161V162H184ZM249 161V164L247 163ZM191 162H192V165H191ZM194 162V163H193ZM251 162H253L252 163V165L250 166V164H251ZM1 163H3V164H1ZM150 165H149V164ZM179 163V164H178ZM126 164V163H125ZM136 164H135V162H134V165L132 164L131 166H129L130 164L129 163H127L125 166H126V168H127V170L128 169H130V167H131V169L134 167H136ZM142 164V165H141ZM182 166V167H180L179 168V166ZM180 164H182V165H180ZM183 164H184V166H183ZM188 164H189V166H188ZM196 166H194V165ZM253 164H256V165H253ZM128 166V167H127ZM147 166H150V167H147ZM177 166V167H176ZM190 166H193V167H191L190 168ZM254 166V168H252ZM147 167V168H146ZM220 167V166H219ZM223 166H221L220 168H222ZM175 168V171L173 170ZM177 168V169H176ZM187 168V169H186ZM188 168H189V170H188ZM194 168V169H193ZM196 168H197V170H196ZM181 170V172L179 171V170ZM193 169V170H192ZM152 170V169H151ZM173 170V171H172ZM188 170V171H187ZM192 170V171H191ZM179 171V172H178ZM187 171V173H185ZM190 171H191V173H190ZM195 171V172H194ZM198 171V172H197ZM220 172V170H219V168H217L216 169V172H215V175H218V173ZM245 171V170H244ZM244 171L243 172H241L240 174H242V173H244ZM142 171H140L138 174L139 175H141L142 173H141ZM224 172H226V168L225 167H223L222 168V170H221V173H224ZM178 173H179V175L180 176H178ZM188 173H189V176H188ZM196 173V174H195ZM184 174V175H183ZM185 174L187 175L186 177H185ZM194 174V175H193ZM175 177V180H179L180 178L183 180H179V181H175V180H173V178ZM182 176V177H181ZM195 177V178H194ZM228 176H227V174H225L224 176H221V179L223 180V178L225 179L224 180V186H227L225 183L227 182L228 183V178H227ZM221 180V181H222ZM193 181V180H192ZM220 181V183L218 184L219 185V187H224L223 185H222V183L223 182H221ZM26 185H28V186H26ZM220 185H222V186H220ZM31 188V189H30ZM225 188V187H224ZM33 190V191H32ZM156 191H157V189H156ZM230 192H232V191H230ZM157 193V192H156ZM155 193V198L157 199V198H160L159 200H156L155 198L153 199V205H155L156 206V208L158 209V210H162L161 211V213H162V215H163V218H164V221H169L167 224L168 225H165V229H164V225H162L163 227H161V232H162V235H163V233H166L167 232V230H168V228L167 227H171L172 225H174V223L175 222H177L178 221V217L180 216V215H176V209L174 208V206H175V204L173 203L174 202V199H172V203L170 202V200H171V196H169L168 195V193H166V192H163L162 190L160 191L159 190V194H160V196L158 195V193L156 194ZM162 193V194H161ZM165 193V194H164ZM229 193V192H228ZM228 193H226L225 195L227 196V198H229V196L230 197H233L234 196V192H233V196H231L230 194H228ZM205 194V193H204ZM7 195H14L16 198L13 200V202H11V201H6V200H4V199H7L6 198V196ZM165 195H168L169 196V198H168V196H165ZM166 198V202H165V198ZM18 198V199H17ZM162 198H163V200H162ZM187 199H188V196L186 197ZM169 199V200H168ZM185 199V198H184ZM186 199V200H187ZM4 202V204L2 203V201ZM24 200L26 201V203L24 202ZM155 201H157V202H159L160 204H161V202L160 201H162V203H165V204H163L162 206L158 203H156ZM167 201H169L170 203H168ZM15 202V205H13V203ZM245 202V201H244ZM57 203L60 205H58L57 207L59 208V207H61L62 205H61V203H60V201H57ZM156 203V204H155ZM171 204V205H170ZM173 204H174V206H173ZM1 205H2V207H1ZM5 205H8V206H5ZM11 205V206H10ZM159 205V207H157ZM170 205V206H169ZM3 206L4 207H6V208H4L3 210H2V208H3ZM9 206L11 207V208H9ZM36 207V209H34ZM162 207H163V209H162ZM167 207L169 208V209H167ZM161 208V209H160ZM164 208H165V210H164ZM170 208L171 209H173V211L172 210H170ZM40 209V210H39ZM156 209V210H157ZM6 210H7V212H6ZM12 210V211H11ZM60 210H62L61 211V213L62 214H59V215H61V217L63 216V217H65V215L66 216H68L67 214H66V212H65V210L63 209V207H61V208H59V210L57 209V213H58V211H60ZM164 210V211H163ZM166 210H168L167 212L169 213V215H168V213L167 212H165ZM51 211H52V209H51ZM170 211V212H169ZM4 212V213H3ZM46 213H45V218H46V220L48 219V217H50V219H51V214H50V212H49V210H48V212L47 211H45ZM174 212H176V213H174ZM222 212V211H221ZM220 212V213H221ZM52 213V212H51ZM60 213V212H59ZM170 213H171V215H170ZM43 215H44V212H43ZM166 215V216H165ZM22 216V217H21ZM169 216V217H168ZM170 216L172 217L171 219L173 220H168V218L170 219ZM176 216H177V218H176ZM39 218L38 219H36L35 221L36 222H34V221H32V223H31V226H32V228L30 229V230H32V231H29V232H26L25 233V231H24V233L26 234V236H27V239H26V236L23 234V235H20V236H18L19 238H16V240H14V241H19V242H21V243H19V242H14V241H12V242H10V245L9 246H6V245H3L2 244V238H3V231H4V228H0L1 230H0V264H12L11 262H13L12 260L13 259H11L12 257L10 256V254L11 255H13V254H15V256L16 257H20V258H16L15 257V260L17 259V260H19V263L18 264H25V262L23 261V260H25V256H26V254H29V253H27L28 251H26V250H31V248H32V244H33V246L35 245V243H37V242H41V241H43L44 239H43V237L45 236L46 237V234H43L42 233V235H40V234H38L37 233V230L40 232H43L44 231V227H45V229L47 228L45 225H43V223H44V221L42 220V218L43 219H45L44 217H42V216H38ZM60 217V216H59ZM60 217V218H61ZM36 218V217H35ZM167 218V219H166ZM175 218L177 219L176 221H175ZM179 218H181V217H179ZM220 218V217H219ZM221 218H222V216H221ZM226 219V218H225ZM221 220V219H220ZM166 221V222H167ZM174 222V223H171V222ZM215 221V220H214ZM218 221V220H217ZM217 221H215V222H217ZM36 223V224H35ZM171 223V224H170ZM45 224V223H44ZM216 224V223H215ZM36 225V226H35ZM39 226V227H38ZM44 226V227H43ZM167 226V227H166ZM43 228V229H42ZM166 228H167V230H166ZM37 229V230H36ZM43 231H42V230ZM243 229H244V227H243ZM246 229V228H245ZM46 231H47V229H46ZM45 231V232H46ZM164 231V232H163ZM247 231V230H246ZM23 232V231H22ZM48 232V231H47ZM160 232V233H161ZM31 233V234H30ZM35 235V236H34ZM25 237V238H23V237ZM38 236V237H37ZM28 237H29V239H28ZM31 237V238H30ZM35 237V238H34ZM21 239V240H20ZM28 240V241H26V240ZM34 239H35V241H34ZM38 239V240H37ZM40 239V240H39ZM24 240H25V242H26V244H22V243H25L24 242ZM44 242V241H43ZM13 243V244H12ZM18 243V244H17ZM27 243H29V245L27 244ZM12 244V245H11ZM15 244V245H14ZM22 246V247H20V246ZM14 247V250H13V247ZM28 246V247H27ZM5 247H8V248H6L5 249ZM23 247H27V248H23ZM18 248V249H17ZM11 249H12V251H11ZM15 249L17 250V251H15ZM8 250V251H7ZM10 251V252H9ZM14 251L16 252V253H14ZM20 251V252H19ZM23 251V252H22ZM246 251V250H245ZM7 252V253H6ZM10 254H9V253ZM33 252V251H32ZM25 253V254H24ZM6 254V255H5ZM21 254H23V255H21ZM243 254V256L241 257V259H240V263L241 264H244V263H246L247 261H248V257H245V254L246 253H242ZM9 257V258H8ZM246 259H245V258ZM245 259V260H244ZM6 260V261H5ZM22 262H21V261ZM244 260V261H243ZM7 261H9V263L7 262ZM244 263H243V262ZM24 262V263H23ZM14 263V262H13Z\"/></svg>",
    "mask_w": 264,
    "mask_h": 264
}]
</instances>
